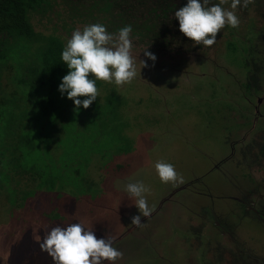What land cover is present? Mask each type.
<instances>
[{
  "label": "rangeland",
  "instance_id": "rangeland-1",
  "mask_svg": "<svg viewBox=\"0 0 264 264\" xmlns=\"http://www.w3.org/2000/svg\"><path fill=\"white\" fill-rule=\"evenodd\" d=\"M230 3L223 7L231 10ZM128 4L42 0L27 10L34 31L27 63L52 38L61 57L77 28L100 23L115 34L131 25L138 75L120 87L96 81L100 141L88 134L82 145L71 142V128L39 137L37 153L61 174L51 171L39 186L30 174H15L14 202L0 190V264H53L37 237L71 223L111 238L123 253L115 264H264V0L238 6L239 27L226 25L211 47L180 32L175 12L186 4L167 13L154 3L153 12ZM249 72L256 88L245 87ZM13 73L1 70L0 89L12 87ZM121 145L125 150L115 151ZM160 160L173 164L183 183H162ZM76 167L86 169L90 187ZM137 182L150 188L146 200L155 206L140 227L131 224L140 213L126 191Z\"/></svg>",
  "mask_w": 264,
  "mask_h": 264
},
{
  "label": "trees",
  "instance_id": "trees-1",
  "mask_svg": "<svg viewBox=\"0 0 264 264\" xmlns=\"http://www.w3.org/2000/svg\"><path fill=\"white\" fill-rule=\"evenodd\" d=\"M130 1L125 0V3ZM41 2L42 0H0V78L1 70L7 69V66L14 72L8 78L12 87L0 89V190L6 191L10 202H14L16 195V190L10 185L15 174H30L39 180L38 186L40 179L50 175L51 171L61 174V168L56 165L51 168V161L45 162L37 153L38 150L41 151L39 137L46 141L42 136L46 130L61 132L71 128V142L79 140L82 145L84 139L90 140L88 134L94 135L96 142L100 141L105 129L100 121L103 117L99 114L103 110H98L100 107L96 101L87 109L81 105L76 110L74 101L67 97V93L62 95L59 91L62 78L69 69L59 57L61 46L55 39H50L53 45L48 43L45 50L32 54L31 63L26 62L30 60L28 40L34 35L27 19V10ZM150 3H154L155 9L159 8L167 13L187 4V0H133L128 6L134 9L146 5L153 12ZM245 87H257L254 73L249 72ZM85 98L79 97L81 100ZM124 150L121 145L115 151ZM258 151L264 154V143L259 146ZM87 159L86 154L80 160ZM80 160L78 163L84 164ZM85 171L86 169L81 171L76 167L74 174L79 175L84 183L86 181L87 187H90L84 177Z\"/></svg>",
  "mask_w": 264,
  "mask_h": 264
},
{
  "label": "clouds",
  "instance_id": "clouds-1",
  "mask_svg": "<svg viewBox=\"0 0 264 264\" xmlns=\"http://www.w3.org/2000/svg\"><path fill=\"white\" fill-rule=\"evenodd\" d=\"M255 0H231L230 9L223 7L229 0H219L210 5V0H187V4L175 12L180 32L191 39L194 45L211 47L217 35L226 26L238 28L239 17L235 14L238 6L247 8ZM132 26L126 25L118 33H109L100 23L77 28L62 52L61 59L69 72L62 78L59 91L74 101L76 110L84 109L99 96L96 81L114 82L117 87L130 84L138 75L135 60L131 55ZM145 56L155 61L156 56L148 51ZM142 67H147L141 60ZM141 67V68H142ZM141 73V70H140ZM90 74L93 78H89ZM79 97H86L81 100ZM157 175L162 183L173 185L183 183V177L177 173L171 163L163 160L155 164ZM126 191L135 198L140 215L131 218V224L140 227L141 216L149 217L155 206L149 207L146 193L150 188L143 182L129 183ZM40 250L46 252L53 264H115L123 253L112 246L111 238H97L91 229L80 223L52 227L43 239L37 237ZM7 259V257H5Z\"/></svg>",
  "mask_w": 264,
  "mask_h": 264
}]
</instances>
